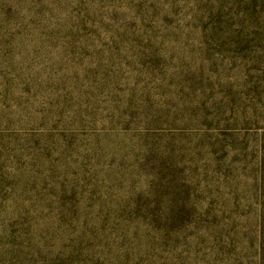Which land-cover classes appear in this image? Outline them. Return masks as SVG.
<instances>
[{
  "label": "rangeland",
  "instance_id": "obj_1",
  "mask_svg": "<svg viewBox=\"0 0 264 264\" xmlns=\"http://www.w3.org/2000/svg\"><path fill=\"white\" fill-rule=\"evenodd\" d=\"M0 264H264V0H0Z\"/></svg>",
  "mask_w": 264,
  "mask_h": 264
}]
</instances>
